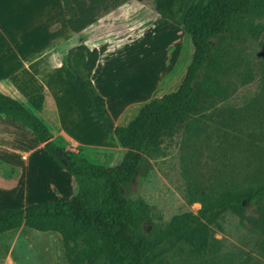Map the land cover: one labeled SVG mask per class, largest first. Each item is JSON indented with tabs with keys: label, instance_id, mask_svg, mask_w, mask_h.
I'll use <instances>...</instances> for the list:
<instances>
[{
	"label": "trees",
	"instance_id": "1",
	"mask_svg": "<svg viewBox=\"0 0 264 264\" xmlns=\"http://www.w3.org/2000/svg\"><path fill=\"white\" fill-rule=\"evenodd\" d=\"M69 30L78 32L92 24L101 11L121 0H60ZM156 13L179 25L189 38L192 53L175 90L142 104L124 126H114L90 74L98 51L79 43L64 59L88 101L90 119L125 149L120 162L103 166L87 160L50 140L42 121L22 102L0 93V114L28 128L44 152L72 178L68 199L29 203L0 209V231L25 224L59 233L67 264H149L184 241L195 250L207 247L209 226L220 229L218 217L225 212L237 215L241 224L260 236L264 243V178L245 176L241 181H218L217 186L200 187L197 212L171 217L162 227H153L147 207L140 199L130 200L123 190L135 176L145 175L150 160L159 155L161 144L182 128L194 124V115L210 103V94L220 86L206 71L218 69L212 43L239 17L252 0H152ZM263 27V26H262ZM264 28V27H263ZM4 44H0V52ZM204 73V76H203ZM201 76V77H200ZM42 93L28 97L40 108ZM247 207H252L245 213ZM150 224L143 231L141 224Z\"/></svg>",
	"mask_w": 264,
	"mask_h": 264
},
{
	"label": "crops",
	"instance_id": "2",
	"mask_svg": "<svg viewBox=\"0 0 264 264\" xmlns=\"http://www.w3.org/2000/svg\"><path fill=\"white\" fill-rule=\"evenodd\" d=\"M35 8L46 12L42 30L32 19L36 13L31 10ZM159 20L163 28L152 26L149 39L145 31H140L132 40L116 36L95 45L87 35V41L98 51L90 80L103 97L114 126L126 125L142 104L167 93L156 92L162 89L161 81L177 58L167 64L170 42L166 43V36L172 23L161 17ZM92 26L78 32L69 30L60 0H0V44H4L0 52V93L22 102L37 116L54 144L82 156L88 152L92 159L107 160V166H112L120 162L125 149L116 140H108L107 133L89 117L87 98L64 59L75 45L56 41L63 29L71 39L83 31L92 35ZM174 42L176 53L179 44ZM37 93L44 96L38 109L28 103V97ZM71 193V176L44 152L31 131L0 114V209L64 200ZM40 237L46 243L40 245L41 254H36L35 242ZM45 253L47 259L55 257L67 264L58 231L25 224L0 231V264H44ZM48 264H52L50 259Z\"/></svg>",
	"mask_w": 264,
	"mask_h": 264
},
{
	"label": "rangeland",
	"instance_id": "3",
	"mask_svg": "<svg viewBox=\"0 0 264 264\" xmlns=\"http://www.w3.org/2000/svg\"><path fill=\"white\" fill-rule=\"evenodd\" d=\"M42 10H31L36 13L32 19L39 29L45 26L46 12ZM158 16L152 0H121L99 13L91 27L92 35L83 31L70 39L63 29L56 41L63 45L66 42H73V45L84 43L92 49L116 36H128L131 40L138 38L140 31H145L149 39L152 26L163 28L164 23ZM171 23L172 30L166 36V43L170 42L167 45V64L173 61V57L177 60L162 79V89H158V94L176 87L191 53L190 42L183 29ZM262 26L264 0H252L249 11L212 40L220 67L206 73L208 77L217 79L220 89L211 93L210 103L194 115L193 126L187 132L182 128L165 138L159 155L150 160L147 173L135 176L123 190L130 200L143 201L153 227L166 225L171 217L180 213L195 214L200 207V187L210 184L216 187L218 181L220 184L230 180L239 182L245 176L264 178ZM174 41L179 44L176 53ZM84 156L93 163L110 165L104 162L107 160L92 159L88 152ZM251 208L247 207L245 213H249ZM217 220L221 228L209 226L205 250H195L184 241H178L172 249L149 264H264V243L260 241L259 234L248 228L247 222L241 224L237 215L231 212L221 214ZM149 227L146 222L141 224L143 231ZM45 243L44 237L36 240L34 252L41 254L40 245ZM45 256L44 264H48L49 259L52 264H61L55 257L53 260L52 257L47 259L46 253Z\"/></svg>",
	"mask_w": 264,
	"mask_h": 264
}]
</instances>
